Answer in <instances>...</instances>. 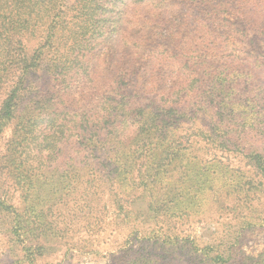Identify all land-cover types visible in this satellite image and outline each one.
Here are the masks:
<instances>
[{"label":"trees","instance_id":"obj_1","mask_svg":"<svg viewBox=\"0 0 264 264\" xmlns=\"http://www.w3.org/2000/svg\"><path fill=\"white\" fill-rule=\"evenodd\" d=\"M201 113L208 128L183 132ZM8 129L0 210L17 209L11 186L28 199L61 181L58 207L110 189L136 241L200 251L175 218L197 215L211 193H264V0H0V142ZM15 227V262L36 264L45 253L28 238L47 231ZM140 250L113 264H157ZM199 256L242 263L210 247Z\"/></svg>","mask_w":264,"mask_h":264},{"label":"rangeland","instance_id":"obj_2","mask_svg":"<svg viewBox=\"0 0 264 264\" xmlns=\"http://www.w3.org/2000/svg\"><path fill=\"white\" fill-rule=\"evenodd\" d=\"M39 82L45 86L47 77ZM208 126V117L201 113L195 121L186 122L182 130L193 133ZM10 134V129L4 133L1 150L10 140ZM204 153L210 158L217 153L231 162L233 168L243 163L229 152L211 149ZM248 169H244L247 178L251 175ZM253 179L254 176H251L250 181ZM210 180L205 179L203 184L211 187L215 182ZM10 189L7 198L17 209L0 210V264H17L15 261L25 251L16 234V225L17 229L24 225L47 231L48 234L40 238L34 235L28 238L29 245H35L32 247L45 253L36 264H113L126 248L132 250L130 255L137 256L143 245L149 247V252L152 250L157 264H173V261L174 264H200L203 258L199 255L208 251L209 247L212 256L222 253L226 257L231 255L234 261L243 263L252 260L254 264V259H258L264 264V258L261 259L264 257V193L258 191L249 190L236 195L221 191L219 196L214 193L207 195L197 215L187 219L175 218L176 222L172 224L177 235L188 237L201 250L193 251V247L187 245L168 253L155 248L153 241H136L134 235H129L132 228L119 223L110 189L105 192L92 191L88 196L75 192L73 196H65L59 207L52 204L59 201H49V198L54 189H66L61 181L43 186L28 199L20 189L15 190L13 186Z\"/></svg>","mask_w":264,"mask_h":264}]
</instances>
